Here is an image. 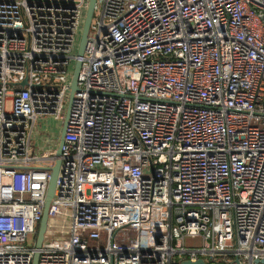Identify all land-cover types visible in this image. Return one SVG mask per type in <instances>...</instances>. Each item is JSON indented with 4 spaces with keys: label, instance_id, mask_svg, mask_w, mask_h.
<instances>
[{
    "label": "built area",
    "instance_id": "obj_1",
    "mask_svg": "<svg viewBox=\"0 0 264 264\" xmlns=\"http://www.w3.org/2000/svg\"><path fill=\"white\" fill-rule=\"evenodd\" d=\"M88 1L0 0V264H31L75 62L37 264H264V0H95L79 57Z\"/></svg>",
    "mask_w": 264,
    "mask_h": 264
},
{
    "label": "water",
    "instance_id": "obj_2",
    "mask_svg": "<svg viewBox=\"0 0 264 264\" xmlns=\"http://www.w3.org/2000/svg\"><path fill=\"white\" fill-rule=\"evenodd\" d=\"M94 3H95V0H89L88 1V6H87V9H86V12H85V18H84V22H83V25H82V30H81L79 43H78V48H77V56H79V57L82 56L84 43H85V39H86V33H87V30H88V27H89V22H90V19H91V16H92ZM78 68H79V63L75 62L74 66H73V72H72L71 80H70L68 104H67L66 111H65V118H64L63 124L61 126L59 136H58L57 147L54 150V152H55V160L53 162L52 167L49 169L50 179H49L48 186H47V191H46V195H45L44 205H43V208H42L41 218H40V221L38 223L36 234H35V242H34V250L35 251H34L33 256H32L31 264H37V259H38L37 250L40 248V245H41V242H42L43 233H44V230H45V225H46V220H47L48 205H49V203H50V201L52 199V195H53L55 180H56L58 167H59L58 157L60 155V147H61V144H62L64 128H65L66 118H67V114H68V107H69V103H70V101L72 99L73 92L76 91V76H77ZM24 84H25V82H22L21 86H23ZM199 263L200 262L198 261L196 264H199ZM185 264H188V263H185Z\"/></svg>",
    "mask_w": 264,
    "mask_h": 264
},
{
    "label": "rangeland",
    "instance_id": "obj_3",
    "mask_svg": "<svg viewBox=\"0 0 264 264\" xmlns=\"http://www.w3.org/2000/svg\"><path fill=\"white\" fill-rule=\"evenodd\" d=\"M79 42V38L76 39V44ZM75 44V46H76ZM71 71V66L69 68ZM66 104L64 105L63 114L65 113ZM61 125L54 122L51 119L45 121V123H39L38 121L33 126L31 133V144L33 149V155L41 154L45 151H54L58 144V136L60 133ZM28 244L31 243V239L27 241ZM188 245H193L194 241H187Z\"/></svg>",
    "mask_w": 264,
    "mask_h": 264
}]
</instances>
